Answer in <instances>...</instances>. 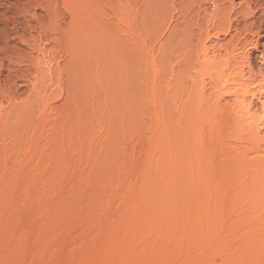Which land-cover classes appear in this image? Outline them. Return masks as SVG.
<instances>
[{
  "label": "rangeland",
  "instance_id": "obj_1",
  "mask_svg": "<svg viewBox=\"0 0 264 264\" xmlns=\"http://www.w3.org/2000/svg\"><path fill=\"white\" fill-rule=\"evenodd\" d=\"M69 2L1 1L0 264H264V0Z\"/></svg>",
  "mask_w": 264,
  "mask_h": 264
},
{
  "label": "bare ground",
  "instance_id": "obj_2",
  "mask_svg": "<svg viewBox=\"0 0 264 264\" xmlns=\"http://www.w3.org/2000/svg\"><path fill=\"white\" fill-rule=\"evenodd\" d=\"M1 1H2V0H0V5L2 4ZM68 1H69V0H68ZM70 2H71L72 4H73V3L75 4V3H77V0H70ZM70 2H69V3H70ZM83 2H84V4H87V0H85V1L83 0ZM85 2H86V3H85ZM86 8H87V7H86ZM83 14H84V15H87L88 12L85 11Z\"/></svg>",
  "mask_w": 264,
  "mask_h": 264
}]
</instances>
